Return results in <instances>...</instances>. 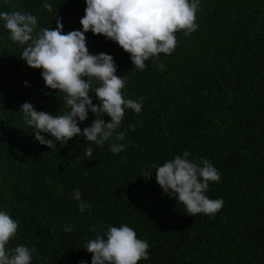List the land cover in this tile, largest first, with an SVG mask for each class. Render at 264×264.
Listing matches in <instances>:
<instances>
[{"label":"trees","instance_id":"1","mask_svg":"<svg viewBox=\"0 0 264 264\" xmlns=\"http://www.w3.org/2000/svg\"><path fill=\"white\" fill-rule=\"evenodd\" d=\"M50 2L63 32L82 28L85 0ZM13 10L37 16L38 29L56 26L43 0H0V11ZM196 23L189 36L176 33L170 55L145 61L143 71L116 42L85 33L89 52L112 55L116 74L127 75L125 95L143 98L142 112L126 110L119 129L125 149L114 154L105 143L89 158L82 136L65 145L53 138L56 148L35 140L22 103L59 115L63 95L20 58L0 21V208L19 221L9 248L34 247L33 264H91L83 248L95 236L90 229L127 224L150 245V259L138 264H264V0H201ZM93 118L89 113L80 127ZM185 150L221 173L207 193L224 199L212 217L188 215L154 174L142 176ZM76 188L91 206L83 213L68 195Z\"/></svg>","mask_w":264,"mask_h":264},{"label":"clouds","instance_id":"2","mask_svg":"<svg viewBox=\"0 0 264 264\" xmlns=\"http://www.w3.org/2000/svg\"><path fill=\"white\" fill-rule=\"evenodd\" d=\"M85 4L79 21L82 28L66 33L57 7L54 9L50 0H43V8L56 17L55 28L38 29L37 16L23 10L0 11V21L8 30L9 39L21 47L20 58L29 67L41 69L45 87L63 95L64 111L59 115L38 111L27 101L22 103L23 120L34 132L35 140L56 148L57 142L65 145L71 138L82 136L89 142L84 154L91 158L94 148L105 143H109L114 154L125 149V144L120 143L125 140V132L119 129L126 110L142 112L143 98L125 95L127 75L116 74L112 55L91 54L85 33L91 31L116 42L129 53L134 68L143 71L145 61L161 53L170 55L175 50L177 32L189 36L198 29L196 19L201 0H85ZM24 84L28 86L27 81ZM90 92L95 96H90ZM89 113L94 118L82 129L80 124L88 119ZM104 116L110 119L106 122ZM131 128L134 130L135 126ZM45 134L52 138L47 139ZM153 174L163 194L183 204L188 215L202 213L212 217L224 206L222 197L212 199L207 195L210 182L221 179V173L207 158L201 157L197 162L185 150L162 164L154 163L142 176L151 179ZM68 195L78 202L81 213L90 209L78 188ZM18 227L19 221L0 208V264H33L34 247L25 244L8 247L10 240L16 238ZM73 227L64 224L63 230L71 233ZM90 231L95 236L83 248L92 254L91 264H138L150 259L148 241L138 238L136 230L127 224L108 225L103 231L93 226ZM78 264L88 261L81 260Z\"/></svg>","mask_w":264,"mask_h":264}]
</instances>
